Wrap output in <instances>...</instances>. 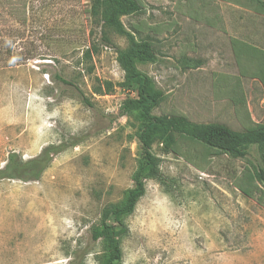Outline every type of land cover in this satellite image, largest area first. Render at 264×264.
Instances as JSON below:
<instances>
[{"label":"rangeland","instance_id":"374dc122","mask_svg":"<svg viewBox=\"0 0 264 264\" xmlns=\"http://www.w3.org/2000/svg\"><path fill=\"white\" fill-rule=\"evenodd\" d=\"M138 1L120 21L153 49L154 61L135 63L164 95L151 114L235 131L264 122V87L250 62L239 75L229 41L264 49V16L235 0ZM128 46L92 0H0V168L11 151L26 160L61 149L39 179L0 180V264H100L90 229L125 202L143 153L141 121L121 109L136 97L117 59ZM103 81L112 90L96 92ZM173 137L152 139L161 177L144 179L123 217L119 264H264V187L249 196L236 185L264 167V146L234 158Z\"/></svg>","mask_w":264,"mask_h":264},{"label":"trees","instance_id":"16d2710c","mask_svg":"<svg viewBox=\"0 0 264 264\" xmlns=\"http://www.w3.org/2000/svg\"><path fill=\"white\" fill-rule=\"evenodd\" d=\"M230 2L233 1L230 0ZM233 3L252 13L264 16V0H235ZM92 5L104 25L113 27L128 38L129 46L126 49L117 50V59L124 70L122 85L133 88L136 97L126 98L121 104V109L123 113L132 114L141 121L138 138L143 151L142 159L132 173L133 185L126 190L125 202L108 206L101 220L90 229L91 240L103 242L104 252L100 258V264H119L122 258L120 239L128 233L123 217L133 212L137 200L144 194V179L161 177L158 158L150 151L154 136L166 138L167 142L172 143L174 134H177L179 137L199 142L215 153L242 158L247 156L251 146L254 145L259 149L264 146V122L253 121L247 116L243 130L235 131L220 123L197 124L182 114L160 116L151 114L150 109L157 106L164 95L154 88L151 78L139 71L135 63L154 61V52L148 40H135L120 21L122 15L140 10L139 1L92 0ZM242 43L241 61L245 60L254 65L251 68L253 71L251 76L257 78L264 87V50L250 42ZM233 51L236 52V48ZM57 79L65 82L59 76ZM113 85L110 81H103L102 87L97 88L96 92H109ZM60 150L57 146L48 145L38 155L26 160L11 151L0 168V180L4 178L23 181L39 179L52 157ZM242 175L243 177L237 181L236 185L244 194L253 196L255 192L261 191L258 183L264 187L262 165H258L254 172L246 170Z\"/></svg>","mask_w":264,"mask_h":264},{"label":"crops","instance_id":"0c3cea01","mask_svg":"<svg viewBox=\"0 0 264 264\" xmlns=\"http://www.w3.org/2000/svg\"><path fill=\"white\" fill-rule=\"evenodd\" d=\"M237 8H239V9H242V10H245V11H248V10H246L245 8H243L242 6H239V5H237L236 6ZM222 17V20H225V18H226V16L224 15V13H223V15L221 16ZM216 18H217V20H220V16H216ZM221 31H224V29H223V27H221V28H219ZM220 31V32H221ZM229 41H230V44H231V48H232V50L234 49V48H236V52H234V53H236L235 54V58H236V61H237V65H238V70H239V75H241V46L243 45V43L242 42H248V41H245L244 39H241V37H239V36H236V37H234L233 36V38H230L229 39ZM258 47V46H257ZM260 48V47H259ZM262 50H264L263 48H261ZM252 80L253 81H256L257 80V78H252ZM260 82V81H259ZM260 84H261V82H260ZM262 85V84H261Z\"/></svg>","mask_w":264,"mask_h":264}]
</instances>
